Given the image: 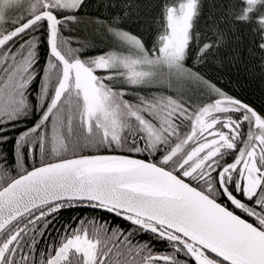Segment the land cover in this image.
Returning <instances> with one entry per match:
<instances>
[{"label": "snow or ice", "instance_id": "1", "mask_svg": "<svg viewBox=\"0 0 264 264\" xmlns=\"http://www.w3.org/2000/svg\"><path fill=\"white\" fill-rule=\"evenodd\" d=\"M92 6L0 0V264H264V0Z\"/></svg>", "mask_w": 264, "mask_h": 264}, {"label": "trees", "instance_id": "2", "mask_svg": "<svg viewBox=\"0 0 264 264\" xmlns=\"http://www.w3.org/2000/svg\"><path fill=\"white\" fill-rule=\"evenodd\" d=\"M142 3H149L150 0H141ZM92 7L87 9L89 13L96 12V4L99 0H91ZM205 11H211L213 4H218L219 0H203ZM101 14L107 15V12L101 10ZM224 66L221 67L216 62H210L209 67L205 69L208 75L213 76L220 87L226 92L235 95L256 107H264V76L253 71L251 68L244 70L241 63L238 67L230 63V58L223 55ZM71 210L65 211L64 219H68ZM79 214V213H77ZM86 214L91 215V210ZM102 215V213H98ZM63 223V221H61Z\"/></svg>", "mask_w": 264, "mask_h": 264}]
</instances>
